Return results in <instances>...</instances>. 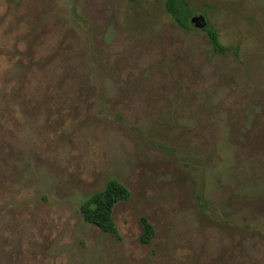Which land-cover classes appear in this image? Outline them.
Here are the masks:
<instances>
[{"label": "rangeland", "instance_id": "obj_1", "mask_svg": "<svg viewBox=\"0 0 264 264\" xmlns=\"http://www.w3.org/2000/svg\"><path fill=\"white\" fill-rule=\"evenodd\" d=\"M164 2L0 0V264H264V0Z\"/></svg>", "mask_w": 264, "mask_h": 264}, {"label": "trees", "instance_id": "obj_2", "mask_svg": "<svg viewBox=\"0 0 264 264\" xmlns=\"http://www.w3.org/2000/svg\"><path fill=\"white\" fill-rule=\"evenodd\" d=\"M165 12L180 28L184 30L196 29L192 25V21L197 17V10L193 7L190 0H165ZM207 33L215 55H225L234 50L239 55V47H228L223 45L219 31L207 22V26L203 29ZM131 198L130 190L119 180L110 179L105 189L99 192L81 206V214L85 222L95 225L103 232L118 236V228L114 221V210L116 206ZM143 234L141 242L150 244L155 237V229L147 220H142Z\"/></svg>", "mask_w": 264, "mask_h": 264}, {"label": "water", "instance_id": "obj_3", "mask_svg": "<svg viewBox=\"0 0 264 264\" xmlns=\"http://www.w3.org/2000/svg\"><path fill=\"white\" fill-rule=\"evenodd\" d=\"M192 25L197 30H203L207 26V21L203 16H197L193 19Z\"/></svg>", "mask_w": 264, "mask_h": 264}]
</instances>
